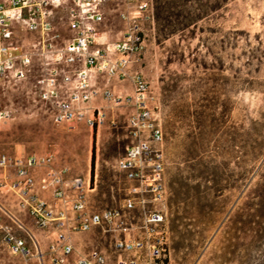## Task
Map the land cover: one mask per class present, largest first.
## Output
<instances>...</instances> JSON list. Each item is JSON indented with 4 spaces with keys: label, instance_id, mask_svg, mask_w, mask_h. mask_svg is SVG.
Returning a JSON list of instances; mask_svg holds the SVG:
<instances>
[{
    "label": "rangeland",
    "instance_id": "374dc122",
    "mask_svg": "<svg viewBox=\"0 0 264 264\" xmlns=\"http://www.w3.org/2000/svg\"><path fill=\"white\" fill-rule=\"evenodd\" d=\"M173 2L175 31L166 34L155 17L152 26L143 24L142 72L162 132L165 261L264 264V210L253 193L264 173V0ZM112 7L107 25L116 31ZM53 18L61 24L63 9ZM32 79L0 83V110L9 112L0 118V153L49 152L71 175L90 178L93 147L88 207L120 205L127 183L115 162L129 142L124 122L132 105L123 98L130 83L99 78L96 86L111 94L92 101L101 121L57 125ZM73 236L79 253L115 255L112 237L100 228ZM20 262L0 240V264Z\"/></svg>",
    "mask_w": 264,
    "mask_h": 264
},
{
    "label": "built area",
    "instance_id": "2783aa9c",
    "mask_svg": "<svg viewBox=\"0 0 264 264\" xmlns=\"http://www.w3.org/2000/svg\"><path fill=\"white\" fill-rule=\"evenodd\" d=\"M53 1L0 0V79H24L32 70V58L36 57L40 60V72L35 75L33 86L46 104L51 121L69 125L83 120L88 126L102 119L99 109L85 105L98 94V89L90 84V72L127 80L132 88L131 94L123 98L132 105L124 122L129 142L115 162L127 185L120 205L91 210L87 199V191L92 189L90 178H65L68 167H52L51 153H0V194L14 195L17 207L26 210L37 228H54L48 244L50 252L60 248L63 255L70 254L71 231L97 227L112 236L116 252L112 259L91 248L78 256L75 264H167L165 236L160 228L165 216L159 207L165 198L162 132L148 105L152 96L139 68L145 46L143 24H153L151 1L68 0L65 14L70 36L59 45L60 34L49 18ZM109 3L119 4L116 18L123 28L115 40L99 43ZM17 28L25 32L27 47L15 38ZM67 66L73 67L71 75L63 72ZM71 80V89H61V82ZM100 93L110 98L108 90ZM8 117V110L1 109L0 118ZM39 167L44 168L43 174L35 182L32 171ZM8 168L14 169L13 178L3 174ZM35 186L49 190L53 201L39 197ZM133 212L137 214L136 220ZM0 240L10 254L20 257L22 264H32V250L2 223L1 216Z\"/></svg>",
    "mask_w": 264,
    "mask_h": 264
},
{
    "label": "crops",
    "instance_id": "0c3cea01",
    "mask_svg": "<svg viewBox=\"0 0 264 264\" xmlns=\"http://www.w3.org/2000/svg\"><path fill=\"white\" fill-rule=\"evenodd\" d=\"M67 1L68 0H54L50 6L49 18L51 19L55 29L60 34V39L57 42L58 45L63 43V41H66L70 36V32L68 30L67 23H66V14H65V6H66ZM109 6H113L112 10H114L115 16H116V9L119 7V4L109 3L106 6L104 26L102 27V31L98 37L99 43H107V42H111V41L115 40L116 37L118 36L119 31L123 28V23L117 18H116V20L118 21V23L120 25V28L118 30H116V31L112 30L107 25L106 14L108 13ZM62 9H63V21L61 22V24H57V22H55L53 16L57 10L60 11ZM24 34H25V32H23L20 28L15 29V38H17L18 41L24 45V47H27V45L24 42ZM32 59H33L32 60V70H31L30 74H28V76H26L22 80H26L29 77L34 79L36 77L35 75H37L40 72V70H39L40 60L36 59V57H33ZM79 65L80 64H77L76 66H79ZM142 65H143V63L139 67L141 72H142ZM63 68H64L63 72L65 74L71 75L73 73V67L67 66V67H63ZM32 74H34V75H32ZM142 74H143V72H142ZM30 75H32V76H30ZM143 76H145V75L143 74ZM102 77L108 78L104 75H100V74H96L94 72H90V77H89L90 84H91V86L96 87L98 89V94L95 95L88 102V104H85L89 108H91V106H92L93 99H95L96 96L101 95L100 89H103V88L97 87L96 84L98 83L99 78H102ZM33 79H32V86H33ZM5 80H9V81L12 80L13 81V79L10 78L9 76H4L3 78L0 79V83L4 82ZM22 80H18V81H22ZM14 81H17V80H14ZM124 81H127V80H124ZM61 85H62L61 89L64 88V90L68 91L69 89L72 88L73 82H72V80L69 82H66V83L61 82ZM33 88H34V90L36 92V96H37L36 88L34 86H33ZM37 99L44 104V106L46 107V110L49 114V118L51 120L50 112H49L46 104L43 101H41L38 98V96H37ZM41 155H43V154H41ZM62 165H64V164L56 165L54 163V160L52 161V164H51L52 167H59ZM43 170H44V168L39 167V168H36L32 171L34 178H35V182H38V180L40 179V177L43 174ZM3 174H6L7 178H13L15 175L14 169L8 168L3 172ZM72 176H76V175H71L69 173V168H68V172H67L65 178L69 179ZM82 178H84V177H82ZM86 178H88V177H86ZM86 178H84V179H86ZM34 191L37 193V195L39 197L45 199L47 202L53 201L49 190H41L35 186ZM88 191H91V189ZM0 216H1L2 223L7 224L11 228V230L16 235L22 237L25 240V242L27 243V245L30 247V249L32 250V252L34 254V256L31 259L32 264H75V259L78 256L84 255L88 252V250H87L85 252L79 253L75 249L74 240H73L74 239L73 234L79 233V232H86V231H71V232H69V239H70V242L72 244V252L70 254L63 255L61 253L60 248L55 252H50L48 250V244L52 239L51 231H53L54 228L50 227V228L45 229V230L37 228L28 219V215H27L26 210L25 209H19L17 207V198L12 194H8V195L0 194ZM95 228H97V227H95ZM92 229H94V228H92ZM87 231H89V230H87ZM112 250H113V247H112ZM114 253L116 254L115 251H114ZM11 255H13V254H11ZM14 256H16L20 259L19 256H17V255H14ZM20 264H22V261L20 262Z\"/></svg>",
    "mask_w": 264,
    "mask_h": 264
},
{
    "label": "trees",
    "instance_id": "16d2710c",
    "mask_svg": "<svg viewBox=\"0 0 264 264\" xmlns=\"http://www.w3.org/2000/svg\"><path fill=\"white\" fill-rule=\"evenodd\" d=\"M174 2L173 0H156L154 5V13L153 19L159 21L160 25L167 29V33H172L175 31L177 27V23L174 21L173 16L176 13L173 11ZM93 162H94V148L91 149L90 155V164H89V172L90 178L92 179L93 176ZM253 193H255V199H257V205L261 207V210H264V173L262 178L257 182L253 188Z\"/></svg>",
    "mask_w": 264,
    "mask_h": 264
}]
</instances>
